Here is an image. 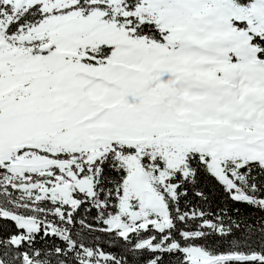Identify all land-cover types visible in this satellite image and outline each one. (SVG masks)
I'll return each mask as SVG.
<instances>
[{
	"label": "snow or ice",
	"instance_id": "1",
	"mask_svg": "<svg viewBox=\"0 0 264 264\" xmlns=\"http://www.w3.org/2000/svg\"><path fill=\"white\" fill-rule=\"evenodd\" d=\"M0 264H264V0H0Z\"/></svg>",
	"mask_w": 264,
	"mask_h": 264
}]
</instances>
